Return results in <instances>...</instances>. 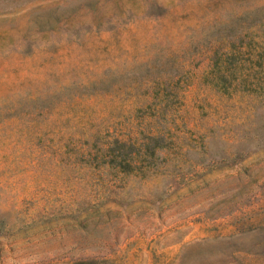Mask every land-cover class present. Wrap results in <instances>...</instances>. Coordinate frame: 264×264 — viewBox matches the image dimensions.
<instances>
[{
    "label": "rangeland",
    "instance_id": "rangeland-1",
    "mask_svg": "<svg viewBox=\"0 0 264 264\" xmlns=\"http://www.w3.org/2000/svg\"><path fill=\"white\" fill-rule=\"evenodd\" d=\"M0 264H264V0H0Z\"/></svg>",
    "mask_w": 264,
    "mask_h": 264
}]
</instances>
